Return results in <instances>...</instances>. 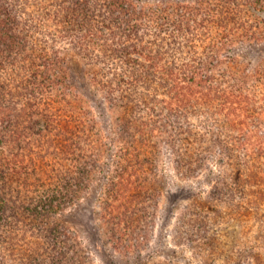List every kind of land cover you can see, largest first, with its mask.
<instances>
[{
  "label": "trees",
  "instance_id": "16d2710c",
  "mask_svg": "<svg viewBox=\"0 0 264 264\" xmlns=\"http://www.w3.org/2000/svg\"><path fill=\"white\" fill-rule=\"evenodd\" d=\"M133 1L0 0V67L6 63L9 76L27 80L29 95L40 93L43 79L44 86L55 89L52 98L40 93L36 118L21 130L11 121L19 105L5 98L7 91L0 93V239L16 237L26 227L39 241L28 257L42 264H93L81 241L74 250L78 235L69 229L68 215L96 183L102 186L100 216L113 248L127 246L122 235L145 233L164 192V149L177 174L197 175L203 167L209 176L203 200L186 206L176 230L200 254H213L212 223L225 214L253 212L255 239L264 238V131L258 127L264 125V103L259 91L225 69L214 73L217 55L197 51L188 13L179 12L173 20L168 5L145 9ZM248 4L263 8L264 0ZM263 28L258 22L244 35L262 40ZM31 32L54 35L53 44L39 45ZM179 34L190 43L174 49ZM58 38L73 48L81 74L68 73L60 56L63 47L54 44ZM39 46L40 53L32 57ZM249 77L258 89L264 69H254ZM90 85L102 96L96 100L93 95V105L84 99ZM193 112L199 114L190 118ZM31 122H42L43 129ZM46 130L63 133V155L51 152V159H61L59 169L44 157L39 162L36 151L22 152L8 143L31 133L42 140ZM260 250L253 253L252 264H264Z\"/></svg>",
  "mask_w": 264,
  "mask_h": 264
},
{
  "label": "rangeland",
  "instance_id": "374dc122",
  "mask_svg": "<svg viewBox=\"0 0 264 264\" xmlns=\"http://www.w3.org/2000/svg\"><path fill=\"white\" fill-rule=\"evenodd\" d=\"M251 1L134 0L133 2L137 4V7L145 9L149 6L159 8V6L168 5L169 10L173 9L171 17L173 20H177L174 18L179 12L188 13L189 33L194 35L193 39L195 40L197 51L217 55L219 65L213 67L214 73H218V69H225L227 73L237 76V81H246V85L250 86L254 93L255 90L259 91V96H261L264 103V82L257 89L253 86L255 81L249 77L250 72L254 69H264V39L255 41L246 34L244 35V31L248 33L251 27L256 30L258 22L264 27V7L256 8L248 4ZM245 2H248L247 5H241V8L235 9L238 3L243 4ZM176 3H182V5ZM183 20V23H185L187 19ZM229 27H237V34L233 33V28V31H229ZM262 33H264V30ZM30 35H33L37 42L41 40L39 45H45V40H48L46 45L49 46L53 44L50 39L55 37L46 33L44 35V33L36 34L31 32ZM183 38L179 34L172 47L174 49H182L184 44L190 43H188V39ZM62 39L58 38L54 44L57 47H63L60 51V56L65 59V62L70 67L68 73L70 75L72 73L74 77L75 73L81 74V62L73 54L71 45H67L65 40ZM19 48L21 49V47ZM40 50L41 47L39 46L38 49L32 51V57H36ZM37 60L39 61V59ZM7 69L10 72L12 71L6 63L3 64V67H0V86L5 89V91L4 89L3 91L0 90V93L5 95L7 91L5 98L11 100V103L19 105L18 107L20 108H17L16 112L11 116V121H14L12 127L16 126L21 130L25 127L28 120L31 121L36 118L35 106L40 103V93L42 92L44 93L43 96L49 95L52 98L51 92H54L55 89L49 90L47 86H44L43 79L39 85L40 93L29 95L26 88L27 80L19 76H9ZM214 73L212 74L216 75ZM49 79L50 76L46 78V80ZM74 81L78 89L83 88L78 78L74 79ZM1 84H4V86ZM83 91L86 93V98L84 99L87 104L93 105V102L97 103L96 101H91L93 95H95L96 100L102 99L94 85H90L88 89ZM58 102L59 106L64 103L61 98ZM24 103L27 106L25 110L21 106ZM199 112H193V114L189 115L190 118L196 117ZM201 118H203V115ZM193 121L197 122L196 120ZM41 123L37 122L34 125L31 122V126L36 130H42ZM258 127L264 131V125H258ZM28 129L25 128L24 131H28ZM42 133L44 135L42 140H39L41 138L38 134L31 133L25 137L22 136L21 142L9 141L8 143L11 144L13 149L17 148L22 152L24 151L23 149L33 153L36 151V155L40 156L39 162L44 157V162L54 163L51 164L54 169H59L61 159L56 158L57 154L63 155L62 150L67 148L64 144L63 133L58 130L52 132H47L46 130ZM26 144L27 146L24 147ZM163 151L161 155L163 164V166L161 165L163 167L161 183L164 192L160 196L157 211L154 214H151V211L149 212L154 220L153 224L145 230V233L143 231L139 236L136 232H133L130 236L122 235V241L127 243V246L121 248L120 246L122 245L119 244L121 250L118 247L113 248L105 234L103 219L100 216L99 202L102 186L100 183H96L86 191L85 198L81 200V204L68 215L69 229L76 230L78 235L76 241H74V250L77 251L76 242L81 241V244L85 245L88 250L86 253L89 254V257L86 260L93 264H252L255 261L254 257L251 258L253 253L257 249L258 251L260 250L259 245L264 248V238L255 239L254 232L257 225L253 212H247L241 216L234 213L231 215L225 214L224 218L212 217V219L217 218V221L212 223L215 233L213 234L211 229L209 234L213 237L212 243L217 245L214 247L212 255L200 254L193 244H189V240L186 241L181 233L176 231L180 226L181 219L188 213L186 212L188 210L186 206L188 205V208H190L192 203H197L198 200L200 202L201 199H198V197L202 198L206 193L209 176L206 175V170H203V167L202 172L197 175L186 177L181 171L180 174H177L175 161L173 162L169 158L170 155H168L166 149ZM51 152L56 156H53V159H51ZM207 163L210 164V162ZM173 193H175V196H173ZM223 211L226 212L227 210H222L221 212ZM27 231L25 227L21 230V234L16 236L17 238L13 234L11 238L8 236L3 240L0 239V264H42L40 260L28 257L29 251L39 249V241H34L35 236ZM260 251L264 250L261 249Z\"/></svg>",
  "mask_w": 264,
  "mask_h": 264
}]
</instances>
